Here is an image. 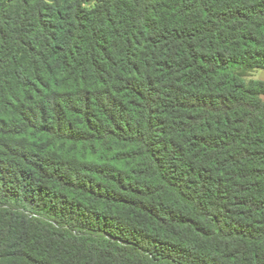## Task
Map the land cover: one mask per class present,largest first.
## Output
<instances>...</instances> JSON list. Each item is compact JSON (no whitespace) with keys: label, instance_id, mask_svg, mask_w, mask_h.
I'll list each match as a JSON object with an SVG mask.
<instances>
[{"label":"trees","instance_id":"1","mask_svg":"<svg viewBox=\"0 0 264 264\" xmlns=\"http://www.w3.org/2000/svg\"><path fill=\"white\" fill-rule=\"evenodd\" d=\"M264 0H0V264H264Z\"/></svg>","mask_w":264,"mask_h":264},{"label":"rangeland","instance_id":"2","mask_svg":"<svg viewBox=\"0 0 264 264\" xmlns=\"http://www.w3.org/2000/svg\"><path fill=\"white\" fill-rule=\"evenodd\" d=\"M246 81L250 80H262L264 81V70H253L248 73V75L245 77Z\"/></svg>","mask_w":264,"mask_h":264}]
</instances>
